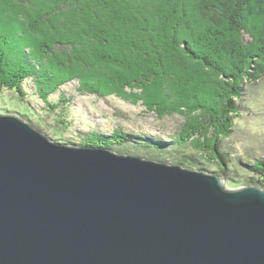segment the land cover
Wrapping results in <instances>:
<instances>
[{"label": "trees", "instance_id": "1", "mask_svg": "<svg viewBox=\"0 0 264 264\" xmlns=\"http://www.w3.org/2000/svg\"><path fill=\"white\" fill-rule=\"evenodd\" d=\"M26 80L36 85L33 94L61 115L57 128L64 131L72 122L63 88L75 83L78 91L131 95L148 110L186 104L189 114L192 108L212 112L217 131L228 137L247 86L264 81V0H0V93L16 90L24 99ZM209 87L212 93L205 90ZM131 88L138 94L126 90ZM20 116L42 131V124ZM196 126L192 132L206 134ZM80 134L82 144L69 143L216 173L230 186L264 188V158L244 153L237 168L220 139L208 162L195 157L199 141H189L187 134L177 135L170 147L124 130L106 135L84 128ZM59 136L49 137L59 142Z\"/></svg>", "mask_w": 264, "mask_h": 264}, {"label": "water", "instance_id": "2", "mask_svg": "<svg viewBox=\"0 0 264 264\" xmlns=\"http://www.w3.org/2000/svg\"><path fill=\"white\" fill-rule=\"evenodd\" d=\"M0 264H264V188L0 113Z\"/></svg>", "mask_w": 264, "mask_h": 264}, {"label": "rangeland", "instance_id": "3", "mask_svg": "<svg viewBox=\"0 0 264 264\" xmlns=\"http://www.w3.org/2000/svg\"><path fill=\"white\" fill-rule=\"evenodd\" d=\"M38 4L40 5V3ZM79 50L81 52V49ZM23 85L27 91L24 99H20L16 90L5 89L0 93V113L29 116L34 124L39 126L42 124V131L46 132L48 136L62 134L59 136L62 139L59 142L62 143L71 144L69 142L73 141L82 144V139L79 136L84 137L85 135H77V132H81L84 128L88 130L96 128L106 135L124 130L126 133L131 132L143 139L163 141L159 144L169 147L173 145L177 135L187 134L191 135L189 141L195 143L199 141L195 145V157L199 156L198 158L203 161H214L210 148H212L215 139L224 141V149L230 152V160L237 168H240V165L237 164L238 158L244 153H250L252 157L257 159L264 158V81L254 86H247L246 94L239 101L238 114L236 112L229 113L230 115H237H235L234 132L228 137L217 131L216 120L218 118L212 112L192 108L194 112L189 114L186 110V104L184 105L185 108L178 106L177 109L171 111L170 109L163 111L148 110L141 102V104L138 102L134 104L131 95L124 99L116 96H102L87 90L78 91L79 86L75 83H69L63 88L65 89L64 100H67L64 102L65 104L68 103L70 107L67 119L72 122L70 128L64 131L59 127L57 128L58 120L62 118L61 115L51 111L47 102L33 94L37 91L33 81L26 80ZM201 86L202 84L199 87ZM209 88L205 90L210 92L211 87ZM156 89L159 92L158 97H163L162 85ZM126 90L138 94L135 88ZM213 91L217 92V90ZM174 100L171 98L170 101L174 102ZM190 100L195 99L190 97ZM176 104L174 102L172 105L176 107ZM219 118L221 117L219 116ZM197 124L205 129L207 135L202 131L200 133L199 130L194 131L196 129L191 131L190 127L196 128ZM213 125L214 128H212ZM207 136L209 138L206 141ZM213 136L214 138H212ZM204 143L206 146L201 147L205 145Z\"/></svg>", "mask_w": 264, "mask_h": 264}, {"label": "bare ground", "instance_id": "4", "mask_svg": "<svg viewBox=\"0 0 264 264\" xmlns=\"http://www.w3.org/2000/svg\"><path fill=\"white\" fill-rule=\"evenodd\" d=\"M90 52H91V51H90ZM90 52H89V53H90ZM91 53H92V52H91ZM117 60H118V59H117Z\"/></svg>", "mask_w": 264, "mask_h": 264}]
</instances>
